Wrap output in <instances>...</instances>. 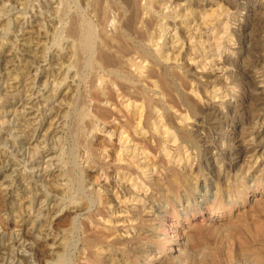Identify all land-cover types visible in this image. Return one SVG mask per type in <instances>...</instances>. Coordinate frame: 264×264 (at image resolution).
Wrapping results in <instances>:
<instances>
[{"label": "bare ground", "instance_id": "1", "mask_svg": "<svg viewBox=\"0 0 264 264\" xmlns=\"http://www.w3.org/2000/svg\"><path fill=\"white\" fill-rule=\"evenodd\" d=\"M20 1L0 0V15ZM44 1L61 16L69 12L68 3ZM70 1L66 24L51 18L58 42L49 59L37 40L42 13L22 19L9 46L0 44L8 49L0 68V139L23 162L22 171L10 162L0 174V264H37L38 256L61 262L66 235L83 228L80 217L91 230L74 250L76 264H95L103 254L121 256L113 264L131 258L139 264L140 250L132 246L143 232L166 231L168 210L155 199L161 189L166 204L180 206L187 219L215 204L231 214L232 196L218 195L212 176L182 187L200 165L199 125L190 116L198 107L223 120L228 132L251 112L245 146L236 139L230 152L233 161L245 155L244 164L231 174L213 143L207 161L227 190L254 194L258 180L264 187V40L256 51L242 33L247 20L264 26V0ZM232 79L244 85L242 97L227 86ZM183 246L164 237L162 251L148 256L169 250L177 264ZM242 254L238 264H253ZM161 257L155 264L164 263Z\"/></svg>", "mask_w": 264, "mask_h": 264}, {"label": "rangeland", "instance_id": "2", "mask_svg": "<svg viewBox=\"0 0 264 264\" xmlns=\"http://www.w3.org/2000/svg\"><path fill=\"white\" fill-rule=\"evenodd\" d=\"M58 2H59L58 3L59 7H62L68 3L66 6H68L69 12H67V14H65L64 16H61L62 14H59V12H56V10H53V8H50V7L48 8L44 0H21L20 4L16 5L15 7L11 9L10 8L6 9L4 13L2 12L0 15V18H1L0 21L3 22V23L0 22V24L3 25L2 31L0 32V44L9 46V40H13L14 36L18 33V30H20L19 27L22 22V19H24L25 23H28L32 20L31 17L42 13L41 15L42 19H40V23H42L43 29L40 32H36L39 34V36L37 37V40L41 42V49L42 50L44 49L43 53L46 54V60L49 59V57L52 56L53 53L55 52V46H56V43L58 42V34L55 32V28H56L55 26H57V23L55 22L53 24V21H51V18H54L55 20L57 18H61L63 21L62 25H64L66 24L67 21L70 20L69 17L72 15L71 14L72 12L70 10L72 3L70 0H65V1L58 0ZM62 2H65V3L63 4ZM55 4L54 6H57V3ZM39 10L40 12H38ZM247 22L249 24V28L244 29V31L242 32L245 35V38H246L245 40L250 41V43L252 44V47L255 48L256 51H260L262 49L263 40H264L263 39L264 38V26H262L261 24H259L258 26H253L255 22L251 23V20H247ZM109 26H108L109 29H111L112 26L111 25ZM34 29H37V28L33 27V30ZM7 52H8V49H4L3 47L0 46V68L4 66V63H6L5 61L8 59V56H3V55H6ZM11 52L13 55L17 54L15 45L11 49L10 53ZM1 60H3V62ZM17 62L18 60L15 59L16 64ZM245 62H249V59L247 58ZM232 80L233 82H231V84L227 86L231 87L233 85L235 87L233 94H239V96L241 95L242 97L243 96L242 92L244 91V85L242 84L239 85L236 79H232ZM227 86L225 87L223 86V88H227ZM231 94L232 92L230 93V95ZM207 113L208 111L204 110L202 107H198L196 111L190 112L191 118L195 120V123L199 125V131L196 132L195 134L197 137V138L195 137L196 139L195 141L197 142L196 145L198 146V147L196 146L197 150L195 149V153L198 157L197 159H199L198 161H200L201 163L199 162L200 165H198L197 169H195L192 173H188L189 175L186 173L187 176L183 177L182 187L184 186L183 187L184 189L190 188L196 185H198L199 187V185L202 184L204 180L212 176L213 181L215 183V187L220 189V192L218 193V195L223 196V197L228 196V195H230V197L232 196L231 197L232 198L231 199L232 201L231 214H228L226 211L224 213L222 211L216 210L217 207L219 206L215 204V205H212L213 206L211 207L212 209L208 208L206 211L204 210L203 216L202 214H197L195 216L196 218L194 217L195 218L194 220H190L191 218L187 219L185 215L177 209V208H181L180 206L175 205V203L169 204L170 206L166 204L165 202L166 200L165 192L166 191L165 189H161L160 192L157 193L158 195L157 194L155 195V199L157 200L161 199V201L164 200L163 203H165L164 204V206H166L165 209L168 210V214H169V217L167 218L168 221H166V223L164 224V226L166 225L165 226L166 231L163 230L161 233L162 235L161 234L157 235L156 233L152 234L150 232H147V233L143 232V234L140 236L137 242H135L136 244L132 246L140 250V252L138 253L139 255L138 257L140 258L139 264H145L144 262L146 261L151 262L150 264L152 263L155 264L157 263L156 258L158 256L160 257L162 256L161 257L162 259L164 258L163 264H176L170 260L169 255H168L169 250L161 252L160 255L152 253L154 256L152 254L148 256V254L151 252L152 249H156L158 251L163 249L162 242L164 241V237L167 238V240L170 241V243H173V245H175L177 242L184 243V246H183V248L185 247L184 254H183L184 258L182 257V260H181L182 262H179L177 264H238L237 261H239V258L241 257L240 253L241 254L248 253L247 256L249 260L252 261L253 264H264V187H261L259 189V187L256 186L260 182V180H258L257 184H254L255 188L252 189V191H256L254 194L250 192L251 189H247L248 190L247 194L245 193L246 191L243 190V188H239L235 190L236 189L235 187H231V188H234V189H231L232 191L227 190L228 187L224 186V184L221 183L222 181L220 180L218 173L213 168L210 167L207 161L208 160L207 157L210 156V153L215 152L213 148H208V145L213 143V145L218 147L217 150L218 151L220 150L219 152L222 154V160L225 162V166L228 165V168L230 166L229 168L230 173L234 175L236 170L234 169L232 170V168L233 167L235 168V166H237L238 168L240 165H243L244 164L243 162H245L246 160V159L245 160L243 159L246 157L245 155L241 154L242 157H240L237 160H234L237 162L233 164L234 161L230 160V156H232L230 152H233V149L234 147L237 146V144L239 146H245L243 143L244 136L246 135V130H245L246 123L245 122H249L250 116L252 114L251 112H250L251 115L249 114V112L246 113L245 115L243 114L242 115L244 118L242 122L243 124L238 122L235 126L236 129L233 132H228L226 129L224 130L225 122L223 120L221 119L219 120L218 118H215L212 115H210V117H212L210 118L209 114ZM236 118L234 120H239L238 117ZM188 124H192V121L191 120L188 121ZM226 138H231V140H228V139L226 140ZM236 139H237V142H236L237 144L234 145L233 142H235ZM0 143H1L0 152L5 151V154H7L4 159L0 158L1 160L0 161L1 162L0 163V174L2 172L3 167H5V165H9L10 162L11 163L15 162L17 172L22 171L21 170V168H23L22 160L16 154L13 155L15 152L11 149L9 144L4 146L2 139H0ZM222 144L224 145V147L222 146L221 148ZM13 158L17 160H13ZM193 164H196V163L194 162ZM6 172H7L6 174L10 173L8 169L6 170ZM189 184L192 186H190ZM236 191L237 192L239 191L238 194ZM190 197H192L191 194H190ZM241 199L246 201L247 204L245 206L240 205L239 201ZM185 201L186 200L182 201L181 203L184 205L186 203H192V200L191 201L189 200L186 203ZM148 207L146 208L145 212H149ZM145 212H142V213L140 212V215L143 216ZM209 217L210 218L212 217L213 221L208 220ZM83 219L84 217H80L78 220V222H82L83 224V228H81V230L75 229L71 231L72 233L74 232L73 234L69 232L66 235V238L71 237L72 239L71 238L67 239L68 241L67 246L69 247L65 250L64 257H63L64 259L61 260L62 263L56 262L54 264H76V261L74 259H75V254L78 251L74 252V250L78 249V247L80 246L79 239H81L82 234H84V232L88 233L91 230V228L86 223V219L85 220ZM143 228L145 229V226ZM55 231H57V229H55ZM146 237H147V240H146ZM146 241H147V244H146ZM174 242L176 243L174 244ZM68 255L72 257L69 258ZM249 255L251 257H249ZM50 258L51 257L38 256L37 264H45L46 259L48 260ZM144 258L146 259L144 260ZM118 259H121V256L103 254L101 259L98 260L96 258V260L94 261H95V264H113L114 262H117ZM131 261H132L131 264H133L134 262L135 264H138L136 263L137 259L131 258Z\"/></svg>", "mask_w": 264, "mask_h": 264}]
</instances>
